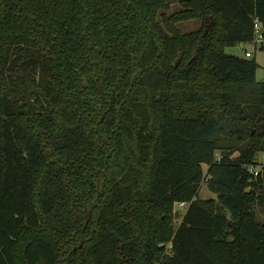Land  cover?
Masks as SVG:
<instances>
[{"label":"trees","instance_id":"obj_1","mask_svg":"<svg viewBox=\"0 0 264 264\" xmlns=\"http://www.w3.org/2000/svg\"><path fill=\"white\" fill-rule=\"evenodd\" d=\"M255 18L264 0H0V264H264V81L225 50Z\"/></svg>","mask_w":264,"mask_h":264},{"label":"rangeland","instance_id":"obj_2","mask_svg":"<svg viewBox=\"0 0 264 264\" xmlns=\"http://www.w3.org/2000/svg\"><path fill=\"white\" fill-rule=\"evenodd\" d=\"M179 9V3H176L174 6L171 7L169 12H174L175 10ZM178 26L184 31L189 32L192 30H196L200 27V23L195 20L185 21L178 23ZM250 50L253 52L252 58H255L256 61L259 64V68L257 70L256 78L258 81H264V49H255V45L253 43L247 42V43H239L235 46H227L226 52L230 54H237L239 56L245 57L244 50ZM257 161L259 164H264V151H260L257 155ZM261 165H259L260 167ZM204 169L206 171L207 166H204ZM199 197L203 199H217L216 193H214L209 187L206 181H203L201 183L200 189H199ZM187 208L186 204H176L175 210H179L180 214L178 216H175L176 222L179 223L182 220V216L185 213ZM258 215L260 220H264V206H258L257 208Z\"/></svg>","mask_w":264,"mask_h":264},{"label":"built area","instance_id":"obj_3","mask_svg":"<svg viewBox=\"0 0 264 264\" xmlns=\"http://www.w3.org/2000/svg\"><path fill=\"white\" fill-rule=\"evenodd\" d=\"M254 37L253 39L250 41V43H253L255 45V49H264V29H263V25L262 22L260 21L259 18H255L254 20ZM245 57H252L253 56V52L250 50L245 49ZM261 165L260 167L257 166H251L250 170L251 172L254 173V175H258L260 173V171L263 170L264 168V164H259Z\"/></svg>","mask_w":264,"mask_h":264},{"label":"water","instance_id":"obj_4","mask_svg":"<svg viewBox=\"0 0 264 264\" xmlns=\"http://www.w3.org/2000/svg\"><path fill=\"white\" fill-rule=\"evenodd\" d=\"M180 214L179 210H175V216H178Z\"/></svg>","mask_w":264,"mask_h":264}]
</instances>
